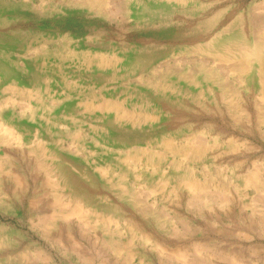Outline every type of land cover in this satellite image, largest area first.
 <instances>
[{
  "label": "rangeland",
  "instance_id": "1",
  "mask_svg": "<svg viewBox=\"0 0 264 264\" xmlns=\"http://www.w3.org/2000/svg\"><path fill=\"white\" fill-rule=\"evenodd\" d=\"M261 42L264 0H0V117L19 136L0 132V264H48L30 244L85 264L56 242L69 234L95 264L200 260L202 239L264 264V191L249 181L264 184L263 65L236 70ZM71 195L98 213L58 218Z\"/></svg>",
  "mask_w": 264,
  "mask_h": 264
},
{
  "label": "bare ground",
  "instance_id": "2",
  "mask_svg": "<svg viewBox=\"0 0 264 264\" xmlns=\"http://www.w3.org/2000/svg\"><path fill=\"white\" fill-rule=\"evenodd\" d=\"M116 8V7H115ZM116 10V9H115ZM262 31V30H261ZM260 31V32H261ZM243 42V41H242ZM248 44V43H247ZM236 45H237V43H236ZM241 45V44H240ZM243 45H244V43H243ZM243 45L241 46V49H242V47H243ZM230 46V45H229ZM264 46V42H261V43H259V45H258V50H256L255 52H249V53H247L246 54V56L244 57V62H243V64H241V65H239L238 67H237V69L236 70H239V71H243V70H247V68L249 69V66H245V64H249V60H250V57H252V56H254V57H257L256 59H258L259 60V62L263 65V68H262V71L264 72V54L262 53V47ZM235 47V46H234ZM240 47V46H239ZM227 48V47H226ZM231 49V48H230ZM235 49V48H234ZM244 49V48H243ZM242 49V50H243ZM246 50L248 49L247 47L245 48ZM255 50V49H254ZM234 51H236V50H234ZM245 51V50H244ZM242 52V51H241ZM232 53H234V52H232ZM229 54V53H228ZM241 54V53H240ZM243 54V53H242ZM253 60V59H252ZM250 71V70H249ZM248 72V71H247ZM246 73V72H245ZM247 86V85H246ZM251 87V86H250ZM250 90V89H249ZM123 114L125 115V116H131V114L132 113H130L129 111H127V110H125L124 109V111H123ZM0 132H2V134L4 135V137H6V136H8L9 138H15L16 140L19 138V136L17 135V134H15L14 133V131H13V129L9 126V125H7V124H5L4 122H3V120L1 119V117H0ZM201 140V139H200ZM198 141V140H197ZM195 143V142H194ZM197 143H199V142H197ZM178 146V145H177ZM4 157H6V159H8V158H11L12 156L9 154V153H7V154H5L4 155ZM4 159V158H3ZM131 162L133 163V164H137V161H135V158H131ZM137 160V159H136ZM259 169V168H258ZM10 175H13V173L11 174V173H9ZM69 175V174H68ZM70 176V175H69ZM195 176V175H194ZM13 177V176H12ZM11 177V178H12ZM14 177H15V183L16 184H19L20 183V176L19 175H14ZM9 180H10V178H8ZM22 180V179H21ZM112 180V179H111ZM250 181V183H253L260 191H264V184L261 182V179H260V176L259 175H257L256 173L254 174V175H252V177H251V179L249 180ZM57 182V181H56ZM59 182V181H58ZM57 182V183H58ZM62 182V185H63V187H61L63 190H65L67 187H66V183H64L63 181H61ZM61 183L59 182V185H60ZM74 184V183H73ZM187 188L189 189V190H191V191H193V192H198L197 194H200V195H197V198L194 200V202H196V201H198L199 202V204L201 203V202H205V200H206V197L205 196H202V194L201 193H203L204 191H203V189H202V187L201 186H199V184L197 183V182H195V181H193V180H188L187 181ZM61 185V186H62ZM65 188V189H64ZM62 190V194H60V193H55L54 194V196H55V198H56V200L57 201H60V202H62V197H64V191ZM7 191H10L9 190V188L7 187ZM206 192V191H205ZM204 192V193H205ZM208 193H210V196H212L211 195V192H208ZM215 195L216 196H218L219 195V193H215ZM194 196H196V195H194ZM222 196L223 195H219V197L220 198H222ZM225 196V195H224ZM258 197H264V196H259L258 195ZM192 198V197H191ZM215 198V197H214ZM227 198V197H226ZM210 199V198H209ZM216 199V198H215ZM219 199V198H218ZM264 199V198H263ZM222 200H225L226 201V199H223L222 198ZM72 203L73 205L72 206H70V209H67V210H65V209H63L62 208V210H60L59 211V214H58V218H62V219H64V220H68V219H71L73 216H75V217H85V215H89V214H94V213H98L97 212V210L96 209H92L91 207L92 206H90L89 204H87L84 200H82L81 198H77V197H75L74 195H71L70 196V199L68 200V203ZM190 202L192 203V201L190 200ZM207 203V202H206ZM63 205H64V203H62ZM196 205H197V202H196ZM263 205H264V203H263ZM194 206V205H193ZM62 207H64V206H62ZM192 209V208H191ZM217 209V208H216ZM233 211V210H232ZM216 212V211H215ZM104 213V212H103ZM227 213H229V212H227ZM115 214V213H114ZM114 214H109V215H104V216H97V217H99V218H101V219H103L104 221H106V222H115V223H117V224H120V223H122V224H124L127 228H128V230L131 232V234L132 235H136V236H138V235H140V234H142L141 235V238L142 239H144V241L145 242H148V243H151V239H152V237L153 236H151L150 234H147V233H145V232H143L142 231V229L139 227V224L137 223V221L134 219V218H128V217H121V216H119L118 214H116V215H114ZM221 214H222V212H221ZM220 214V215H221ZM220 215H219V217H220ZM230 215V214H229ZM222 216V215H221ZM46 217V216H45ZM50 217V216H49ZM217 217V216H216ZM229 217V216H228ZM46 218H48V217H46ZM51 218V217H50ZM99 218H97V220L95 219V221L97 222L98 220H99ZM184 218V217H183ZM44 220H46V219H44ZM180 223H182V222H180ZM256 223V222H255ZM184 223H182L181 225L182 226H184L183 225ZM210 225V224H209ZM211 226V225H210ZM185 228H186V225L184 226ZM183 227V228H184ZM188 228V227H187ZM186 228V229H187ZM193 228V227H192ZM213 228V227H212ZM196 229V228H195ZM213 229H215V228H213ZM61 230V229H60ZM185 230V229H184ZM188 230V232H189V229H187ZM187 230H186V232H187ZM210 230L212 231V229L210 228ZM216 230V229H215ZM226 231V230H225ZM188 234V233H187ZM65 235H67V233H65ZM219 235V234H218ZM64 236V235H63ZM62 235L61 236H58V238L56 239V242H58V244L59 245H61L64 249H69V248H72L73 249V252L74 251H77L76 253H77V256L81 259V260H83V262H85V264H95L96 263V261H97V259H96V257H94V256H90V255H88L87 254V252H84V251H81L80 249H79V244L73 239V238H71L72 237V235L71 234H69L68 235V237L67 238H64ZM192 236V235H191ZM194 237V236H193ZM247 237V236H246ZM198 240V239H197ZM203 240V239H202ZM202 240L200 241V240H198V242H196V243H194V245L193 246H197V248L198 249H200V248H202V250H207V251H209L210 252V254L212 255H208V256H206V258H201L200 260L199 259H197V260H192L191 262L190 261H188L189 259L191 260V257L190 258H186V256L188 255H185L184 253H183V251L182 250H176V252H174L175 254V256H177L178 258V260L180 259L182 262V264H214V263H212L211 262V257H216L217 255L219 256L218 258H219V260H220V262L221 263H219L218 262V264H241V262L243 261L242 260V256L240 255V254H238L237 253V251H236V253H224L223 251H222V249H220L219 251H217V249H215V247L213 246V244L211 243V242H202ZM159 241V240H158ZM114 243H112V242H108V249L109 250H111L112 252H114V253H120L121 251H122V243L119 241V240H115V241H113ZM147 243V244H148ZM155 243V245H156V248H157V246L158 247H160V248H158V250L160 249V251H161V254H162V252L164 251H168L169 250V248H167V247H163L160 243H162V242H154ZM164 243V242H163ZM30 247L31 246H33L34 248H35V253L38 255L37 257H39L41 260H43V261H45V262H47L48 264L50 263V261H51V257L48 255V253H47V251L44 249V248H42V247H39V246H36V245H34V244H30L29 245ZM166 246V245H165ZM216 246V245H215ZM264 246V245H263ZM137 247V246H136ZM241 247V246H240ZM83 248V247H82ZM217 248V247H216ZM71 249V250H72ZM180 249V248H179ZM219 249V248H218ZM83 250H84V248H83ZM243 250V249H242ZM229 251H230V249H229ZM232 252H233V250H231ZM219 252V253H218ZM261 252V251H260ZM136 253V252H135ZM134 253V254H135ZM202 252H200V254H201ZM206 253V252H205ZM75 254V253H74ZM101 254V253H100ZM173 254V253H172ZM26 256H28V253L27 254H25ZM132 255H133V252H132ZM164 255V254H163ZM100 256V255H99ZM98 256V257H99ZM175 256H173V257H175ZM104 258V257H103ZM109 258V257H108ZM171 258V257H170ZM196 258V257H195ZM107 259V258H106ZM172 259H174V258H172ZM187 259V260H186ZM213 259H215L216 260V258H213ZM132 260V259H131ZM179 260V261H180ZM214 260V261H215ZM218 260V261H219ZM98 264H107L103 259H98ZM146 260H145V257L144 258H142V260H141V262L142 263H144ZM171 261V260H170ZM110 264H112V263H110Z\"/></svg>",
  "mask_w": 264,
  "mask_h": 264
}]
</instances>
